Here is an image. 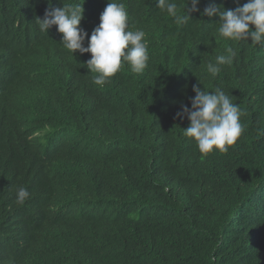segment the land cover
<instances>
[{"label":"trees","instance_id":"obj_1","mask_svg":"<svg viewBox=\"0 0 264 264\" xmlns=\"http://www.w3.org/2000/svg\"><path fill=\"white\" fill-rule=\"evenodd\" d=\"M111 1L125 2L0 0V85L11 80L8 95L21 102L22 116L41 130L50 127L36 138V162L48 171L54 161L76 166L71 179L94 188L103 208L98 218L72 217L68 238L52 244L33 230L58 225L51 188L21 169L0 231L1 264H264V74L257 78L258 61L239 56L212 77V58L186 56L204 47L202 23L176 25L156 0H138L151 65L159 79L169 72L178 91L172 93V78L150 87L127 72L101 89L85 66L91 54L72 55L56 26L41 32L36 19L45 8L80 5V27L90 37ZM23 49L28 54L19 53ZM194 85L209 92L221 87L244 113V131L227 152L203 155L182 133L190 121L177 113L191 108ZM114 87L126 92L125 103L114 98ZM140 104L138 111L130 106ZM23 138L0 116V144L29 143ZM19 186L30 193L22 205Z\"/></svg>","mask_w":264,"mask_h":264},{"label":"clouds","instance_id":"obj_2","mask_svg":"<svg viewBox=\"0 0 264 264\" xmlns=\"http://www.w3.org/2000/svg\"><path fill=\"white\" fill-rule=\"evenodd\" d=\"M180 1L181 7L174 0H156V3L159 10L172 17L176 25H183L190 20L202 23L204 47L199 53L186 56L212 58L213 63L209 61L207 64V72L216 77L221 66H230L239 56L247 55L258 61L257 78L259 72L264 74V0ZM137 3L138 0L109 2L90 37L80 27L83 19V7L80 5L61 4L58 8L45 10L36 22L41 32H48L52 26H56L61 44L72 55L76 52L91 54L85 66L92 74V83L97 87L103 89L110 82L113 84L126 72L142 78L145 85L153 87L174 78L168 72L159 79L151 65L152 47L146 29L142 26ZM86 39L87 47L84 46ZM19 53L28 54L26 49ZM169 60L168 56L166 63ZM174 83L172 93L178 91L175 80ZM11 84L10 80L0 85L3 92L0 96V116L9 119L13 128L21 131L23 139L26 138L29 143L20 140L17 143L0 144V231L4 230L7 201L15 195L11 183L18 172L24 169L37 185L51 188L54 199L51 210L56 215L58 225L53 222L35 224L33 230H41L47 241L58 245L68 238L72 217H99L103 209L96 203L99 193L70 178V170L77 168L72 164L61 165L54 161L48 171L36 162V138L42 137L50 127L41 130L33 118L25 119L22 116L23 109L18 100L8 95ZM192 89L195 96L190 101L191 108L183 106L182 112L177 113L178 117L186 116L190 121L189 127L182 131L183 135L192 138L197 150L203 155L214 150L227 152L244 131L241 122L244 113L240 105L233 103L221 87L211 92L201 90L196 85ZM110 92L120 102L125 103L127 100L128 96L123 90L114 87ZM130 106L138 111L144 104ZM232 177L237 186L243 184L240 178ZM29 196L24 186L17 188V204H24ZM4 259L0 258V264Z\"/></svg>","mask_w":264,"mask_h":264},{"label":"bare ground","instance_id":"obj_3","mask_svg":"<svg viewBox=\"0 0 264 264\" xmlns=\"http://www.w3.org/2000/svg\"><path fill=\"white\" fill-rule=\"evenodd\" d=\"M148 10V9H147ZM154 13H156V12H154ZM155 15V14H154ZM153 15V16H154ZM42 41V40H41ZM41 43V42H40ZM44 66V65H43ZM46 66V65H45ZM27 70V69H26ZM50 73V72H49ZM52 73V72H51ZM31 74V73H30ZM30 76V75H29ZM39 76H40V74H39ZM43 77V76H42ZM41 77V78H42ZM19 78V77H18ZM17 81V80H16ZM31 81H32V79H31ZM21 84H23V83H21ZM21 103V102H20ZM23 108V107H22ZM24 108H25V106H24ZM121 113V112H120ZM8 129V128H7ZM7 129H6V131H7ZM4 131V130H3ZM7 133V132H6ZM14 135V134H13ZM5 136H7V135H5ZM12 138H14V137H12ZM6 139V138H5ZM1 141V140H0ZM41 147V146H40ZM37 152V151H36ZM44 154V153H43ZM45 155V154H44ZM47 157H48V155H47ZM43 158V157H42ZM51 161V160H50ZM53 161V160H52ZM84 161V160H83ZM70 172H71V170H70ZM23 173V172H22ZM72 174H73V172H72ZM25 177H26V175H25ZM71 178V177H70ZM72 178H74V177H72ZM32 180V179H31ZM17 183V182H16ZM46 189V188H45ZM37 191V190H36ZM39 192V191H38ZM44 191H42V193H43ZM35 193H37V192H35ZM51 211V210H50ZM35 214V213H34ZM8 216V215H7ZM14 225V224H13ZM9 227V226H8ZM39 234V233H38ZM36 238V237H35ZM28 239V238H27ZM35 242V241H34ZM37 243V242H36ZM21 255V254H20ZM45 256H46V254H45ZM53 256V255H52ZM51 255H50V257H52ZM26 257V256H25ZM38 257H40V256H38ZM43 257V256H42ZM53 257H55V256H53ZM52 257V258H53ZM56 258V257H55ZM44 259H45V257H44ZM45 262H47L46 260H45ZM50 263L51 262H55V259H54V261H49ZM48 262V263H49ZM35 263V262H34ZM36 264V263H35ZM47 264V263H46Z\"/></svg>","mask_w":264,"mask_h":264},{"label":"water","instance_id":"obj_4","mask_svg":"<svg viewBox=\"0 0 264 264\" xmlns=\"http://www.w3.org/2000/svg\"><path fill=\"white\" fill-rule=\"evenodd\" d=\"M45 10H46V8H45Z\"/></svg>","mask_w":264,"mask_h":264}]
</instances>
